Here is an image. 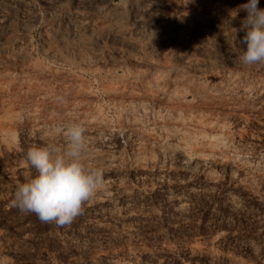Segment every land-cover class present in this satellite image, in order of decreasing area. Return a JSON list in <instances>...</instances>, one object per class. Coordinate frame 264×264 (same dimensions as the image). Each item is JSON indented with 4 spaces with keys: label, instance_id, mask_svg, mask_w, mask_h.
Returning a JSON list of instances; mask_svg holds the SVG:
<instances>
[{
    "label": "rangeland",
    "instance_id": "obj_1",
    "mask_svg": "<svg viewBox=\"0 0 264 264\" xmlns=\"http://www.w3.org/2000/svg\"><path fill=\"white\" fill-rule=\"evenodd\" d=\"M247 2L0 0V264H264V64L239 60ZM145 88L141 106L130 91ZM73 117L105 186L57 226L12 199L35 175L27 149Z\"/></svg>",
    "mask_w": 264,
    "mask_h": 264
},
{
    "label": "clouds",
    "instance_id": "obj_2",
    "mask_svg": "<svg viewBox=\"0 0 264 264\" xmlns=\"http://www.w3.org/2000/svg\"><path fill=\"white\" fill-rule=\"evenodd\" d=\"M240 11L246 13L240 29L245 33L241 43L246 48L239 60L246 66L264 64V8L259 7V0H248L235 10L236 14ZM91 158V142L83 122L69 118L57 125L43 145L27 149L25 161L35 175L16 186L13 206L36 214L42 222L71 224L105 186L106 168L93 164Z\"/></svg>",
    "mask_w": 264,
    "mask_h": 264
},
{
    "label": "bare ground",
    "instance_id": "obj_3",
    "mask_svg": "<svg viewBox=\"0 0 264 264\" xmlns=\"http://www.w3.org/2000/svg\"><path fill=\"white\" fill-rule=\"evenodd\" d=\"M216 6H217V5H216ZM218 6H219V5H218ZM218 6H217V7H218ZM214 8H215V7H214ZM218 8H219V7H218ZM220 8H222V7H220ZM220 8H219V9H220ZM225 9H226V8H225ZM154 10H155V9H154ZM216 10H217V9H216ZM219 11H220V10H219ZM221 11H222V10H221ZM213 12H214V11H213ZM215 12H216V11H215ZM217 12H218V11H217ZM193 13H195V12H193ZM204 13H205V12H204ZM220 13H221V12H220ZM206 14H208V13H206ZM210 14H211V13H210ZM210 14H208V15H210ZM208 15H207V16H208ZM212 15H213V14H212ZM212 15H211V16H212ZM200 17H202V16H200ZM209 17H210V16H209ZM209 17H208V18H209ZM194 18H197V17H194ZM208 18H207V19H208ZM191 19H192V18H191ZM210 19H211V18H210ZM198 20H199V19H198ZM37 69H38V68L36 67V71H38ZM30 70H31V69H30ZM30 70H27V72L30 71ZM36 71H34V72H36ZM39 71H40V69H39ZM30 72H31V71H30ZM22 74H23V73H22ZM27 74H28V73H27ZM20 75H21V74H20ZM20 75H19V76H20ZM28 75H29V74H28ZM28 75H27V76H28ZM27 76H26V79L28 78ZM20 77L23 78V77H25V76L22 75V76H20ZM29 77H31V76H29ZM23 79H25V78H23ZM134 79H135V78H134ZM140 80H141V79H140ZM130 81H131V80H130ZM195 85H196V84H195ZM198 85H199V84H198ZM172 86H173V85H172ZM172 86H170V87H172ZM146 87H147V86H146ZM173 87H174V86H173ZM176 87H177V86H176ZM143 89H144V88H143ZM146 89H149V90H150V88H145L144 91L142 90L143 92H137V91H134L135 93H132V92L130 91V93H131V94H130V97H131L132 101H133V100H134V101H137L138 105L143 106V105L145 104V102H148V99H149V100H150V99H151V100L154 99V95H153L151 92H149L148 90H146ZM152 89H153V88H152ZM161 89H162V88H161ZM179 89H180V87H179ZM196 89H197V87H196ZM202 89L204 90L203 86H202L201 90H202ZM207 89H208V88H207ZM130 90H132V89H130ZM138 90H140V89H138ZM153 90H154V89H153ZM153 90H152V91H153ZM157 90L159 91V89H157ZM157 90H156V91H157ZM175 90H178V89H175ZM175 90H174L173 92H176V93H177V91H175ZM182 90H183V89H182ZM182 90H181V91H182ZM203 90H202V91H203ZM208 90H209V89H208ZM132 91H133V90H132ZM140 91H141V90H140ZM156 91H155V92H156ZM170 91L172 92L171 88L168 87V89H167V88L165 89V87H164V91H163V94H162V95H163V96H166V95L169 96V94L171 93ZM197 91H199V89H197ZM38 92H39V91H38ZM153 92H154V91H153ZM159 92H160V91H159ZM159 92H158V93H159ZM161 92H162V91H161ZM173 92H172V94H173ZM179 92H180V90H179ZM179 92H178V93H179ZM200 92H201V91H200ZM208 92H210V91H208ZM212 92H213V91H212ZM212 92H211V93H212ZM214 92H215V91H214ZM39 93H40V92H39ZM41 93H42V92H41ZM41 93H40V94H41ZM158 93H157V94H158ZM168 93H169V94H168ZM176 93H175V94H176ZM203 93H204V92H203ZM203 93H202V94H203ZM43 94H44V93H43ZM126 94H127V92H126ZM157 94H156V96H157ZM159 94H160V93H159ZM159 94H158V95H159ZM172 94H170V96H169L170 98H172V97H171ZM175 94H174V95H175ZM181 94H182V92H181ZM183 94H184V93H183ZM205 94H209V93H206V92H205ZM214 94H215V93H214ZM214 94H210V96L208 95V97H211V95H213V96H215V98H216V95H214ZM218 94H219V93H218ZM222 94H223V93H222ZM224 94H225V93H224ZM224 94H223V95H224ZM52 95H53V94H52ZM52 95H51V96H52ZM176 95H179V94H176ZM219 95H221V94H219ZM226 95H227V94H226ZM41 96H43V95H41ZM41 96H40V97H41ZM53 96H54V97H53ZM53 96H52V97L56 99V96H55V95H53ZM127 96H128V95H127ZM188 96H189V95H188ZM213 96H212V97H213ZM217 96H218V95H217ZM38 97H39V95H38ZM44 97H45V96H44ZM44 97H43V98H44ZM48 97H49V96H48ZM48 97H47V98H48ZM175 97L178 98L177 96H175ZM175 97H174V98H175ZM41 98H42V97H41ZM50 98H51V97H50ZM53 98H52V99H53ZM159 98H161V95H160ZM174 98H173V99H174ZM180 98H181V101L183 102V104H184V102H185L186 105H187V104H188L187 102L189 101V99H190L191 97L188 99V97H186V96L183 95V96H181ZM39 99H40V98H39ZM45 99H46V98H45ZM52 99H51V100H52ZM58 99H59V98H57V100H58ZM145 99H146V101H144ZM168 99H169V98H168ZM173 99H172V100H173ZM212 99H213V98H212ZM41 100H43V99H41ZM47 100L50 101V99H47ZM47 100H46V101H47ZM129 100H130V99H129ZM151 100H150V101H151ZM49 101H48V102H49ZM143 101H144V104H142ZM162 101H163V99H162ZM170 101H171V100H170ZM174 101L176 102V101H178V100L174 99ZM191 101H193V98L191 99ZM42 102H43V101H42ZM44 102H45V101H44ZM53 102H54V99H53ZM55 102H57V101L55 100ZM151 102H152V101H151ZM163 102H164V101H163ZM39 103H40V101H39ZM137 103H135V105H137ZM155 103H157V102H155ZM190 103H192V102H189L188 107H185V109H186V108L189 109V108L191 107V106L189 107V105H191ZM36 104H37V103H36ZM45 104H46V103H45ZM163 104H166V105H167L168 103H167V101H165ZM171 104H172V103H171ZM174 104H175V103H174ZM179 104H180V103H179ZM181 104H182V103H181ZM183 104H182V105H183ZM30 105H31V104H30ZM71 105H72V104H71ZM71 105H68V106L71 107ZM132 105H133V104H132ZM135 105H134V108H135V107H139V106H135ZM147 105H148V103L146 104V106H147ZM159 105H160V103H159ZM161 105H162V103H161ZM161 105H160V106H161ZM166 105H165V106H166ZM168 105H169V104H168ZM176 105L178 106V104H176ZM182 105H181V106H182ZM186 105H184V106H186ZM35 106H36V105H35ZM37 106H38V105H37ZM72 106H73V105H72ZM129 106H130V105H129ZM144 106H145V105H144ZM163 106H164V105H163ZM165 106H164V107H165ZM179 106H180V105H179ZM29 107H30V106H29ZM29 107H28V110H29ZM147 107H148V106H147ZM149 107H150V106H149ZM232 107H233V106H232ZM36 108H37V107H36ZM132 108H133V106H132ZM139 108H141V107H139ZM143 108H144V107H143ZM165 108H166V107H165ZM183 108H184V107H183ZM25 109H27V108H25ZM31 109H32V108H31ZM75 109L77 110V108H74V110H75ZM135 109H136V108H135ZM146 109L148 110L149 108H146ZM181 109H182V108H181ZM185 109H184V110H185ZM190 109H191V108H190ZM33 110H34V109H33ZM36 110H37V109H36ZM38 110H39V109H38ZM67 110H69V108H68V109H67V108L65 109L66 112H67ZM76 110H75V111H76ZM78 110H79V111H82L81 109H78ZM130 110H132V109H130ZM137 110H138V109H137ZM141 110H142V109H141ZM147 110H145V111H147ZM182 110H183V109H182ZM191 110H192V109H191ZM194 110H195V109H194ZM40 111H41V114H42V113H43L42 110H40ZM70 111H71V109H70ZM70 111H69V112H70ZM83 111H84V110H83ZM83 111H82V112H83ZM133 111L137 112L136 110H133ZM143 111H144V109H143ZM152 111H153V109H151V111H148V113H147V112H145V113H146L147 115L149 114V112H151L150 114H152V113L154 114V112H152ZM189 111H190V110H189ZM27 112H28V111H27ZM35 112H38V111H35ZM72 112H73V110H72ZM84 112H85V111H84ZM84 112H83V113H84ZM129 112H130V111H129ZM131 112H132V111H131ZM140 112H142V111H140ZM160 112H161V111H160ZM190 112H191V111H190ZM192 112H193V110H192ZM25 113H26V112H25ZM29 113H31V112H28L27 114H29ZM32 113H34V111H33ZM70 113H71V112H70ZM73 113H74V112H73ZM80 113H81V112H80ZM198 113H199V112H198ZM74 114H75V113H74ZM74 114H73V115H74ZM76 114H77V113H76ZM78 114H79V113H78ZM86 114H88V113H86ZM86 114H85V116H86ZM126 114H127V113H126ZM139 114H141V113H139ZM139 114L136 113V115H138V116H139ZM143 114H144V113L142 112V115H143ZM188 114H189V113H188ZM191 114H192V113H190L188 116H190ZM193 114H194V113H193ZM33 115H34V114H33ZM37 115H38V113H37ZM80 115H83V114H80ZM89 115H90L89 117L87 116L88 118L91 117V114H89ZM127 115H128V114H127ZM127 115H125V117H126ZM134 115H135V114H134ZM134 115H133V117H134ZM159 115H161V114H159ZM195 115L197 116V115H199V114H196V113H195ZM46 116H47V115H46ZM69 116H70V115H69ZM128 116H130V113H129ZM131 116H132V115H131ZM151 116H152V115H151ZM156 116H157V113H156ZM191 116L194 117V115H191ZM191 116H190V117H191ZM201 116H202V115H201ZM34 117H35V116H34ZM34 117H33V118H34ZM76 117H77V116H75V118H76ZM87 117H82V116H80L79 118H87ZM125 117H124V119H125ZM135 117H136V116H135ZM147 117H150V116H147ZM158 117H159V119L161 118L160 116H158ZM37 118H39V116H38ZM37 118H36V119H37ZM40 118H41V117H40ZM73 118H74V117H73ZM136 118L139 119L140 117H136ZM143 118H144V117H143ZM191 118H192V117H191ZM196 118H198V120L200 119L199 117H195L194 119L196 120ZM58 119H59V118H58ZM141 119H142V116H141ZM146 119H147V118H146ZM149 119H150V118H149ZM187 119H188V118H187ZM194 119H193V121H194ZM205 119H206V118H205ZM51 120H52V118H51ZM55 120H57V119L55 118L54 121H55ZM79 120H81V119H79ZM82 120H83V119H82ZM89 120H91V118H90ZM89 120H88V122H90ZM132 120H133V119H132ZM147 120H148V119H147ZM150 120H151V119H150ZM150 120H149V121H150ZM157 120H158V119H157ZM157 120H156V121H157ZM160 120H161V119H160ZM168 120H169V119H168ZM203 120H204V119H202L201 122H203ZM46 121H47V120H46ZM49 121H50V120H49ZM84 121H85V120H84ZM122 121H124V120H122ZM125 121H126V120H125ZM125 121H124V122H125ZM141 121H142V120H140V121L137 123V119H136V121H134L135 124L133 123V124H132V127H134V128L138 127V126L140 125L139 123H140ZM143 121H144V120H143ZM151 121H152V120H151ZM154 121H155V119H154ZM162 121L165 122L166 120H163V119H162ZM162 121H161V122H162ZM199 121H200V120H199ZM204 121H205V120H204ZM37 122H38V121H37ZM56 122H57V121H56ZM58 122H59V121H58ZM81 122H82V121H81ZM101 122H102V121H101ZM145 122H146V120H145ZM145 122H144V123H145ZM159 122H160V121H159ZM161 122H160V123H161ZM182 122H184V119L182 120ZM201 122H198V123L200 124ZM214 122H215V121H214ZM32 123H33V121H32ZM52 123H53V122H52ZM86 123H87V122H86ZM86 123H85V124H86ZM96 123H97V122H96ZM102 123H103V122H102ZM126 123H128V121H127ZM130 123H132V122L130 121ZM130 123H129L128 125L131 126ZM136 123H137V124H136ZM142 123H143V122H142ZM147 123H148V121L146 122V125H147ZM156 123H157V122H156ZM160 123H158V124H159L158 127H161ZM208 123H209V122H208ZM34 124H35V122H34ZM34 124L32 125V128H33V126L35 127ZM37 124H38V123H37ZM37 124H36V125H37ZM98 124H100V121H99ZM121 124H122V123H121ZM151 124H153V123H151ZM154 124H155V122H154ZM179 124H180V123H179ZM199 124H198V125H199ZM211 124H212V123H211ZM215 124H216V122H215ZM100 125H101V124H100ZM108 125H109V124H108ZM122 125H124V124H122ZM125 125H126V124H125ZM128 125H127V126H128ZM143 125H145V124H143ZM148 125H149V124H148ZM166 125H168V124L166 123L165 126L162 125L163 128H162V127H161V128L164 129V128L166 127ZM182 125H183V124H182ZM201 125H203V123H201ZM205 125H206V124H205ZM213 125H214V124H213ZM217 125H218V124H217ZM38 126H39V124H38ZM98 126H99V125H98ZM102 126H105V125L102 124ZM120 126H121V125H120ZM127 126H126V127H127ZM130 126H129V127H130ZM153 126H154V125H153ZM153 126H151V127H153ZM155 126H156V125H155ZM199 126H200V125H199ZM215 126H216V125H215ZM219 126H220V125H219ZM106 127H107V126H106ZM108 127H109V126H108ZM126 127H124L123 129H125ZM139 127H140V126H139ZM142 127H143V126H142ZM149 127H150V126H149ZM156 127H157V126H156ZM209 127H210V126H209ZM209 127H208V128H209ZM213 127H214V126H212L211 128H213ZM220 127H221V126H220ZM41 128H42V127H41ZM101 128H102V127H101ZM140 128H141V127H140ZM203 128H204V127H203ZM203 128H202V129H203ZM216 128L218 129V127H216ZM216 128H215V129H216ZM34 129H35V128H34ZM38 129H39V128H38ZM106 129H107V128H106ZM128 129H129V128H128ZM130 129H131V128H130ZM148 129H150V128H148ZM153 129H154V127H153ZM153 129H152V130H153ZM157 129H158V128H157ZM41 130L44 131L45 129H44V130L41 129ZM140 130H142V129H140ZM145 130H147V129H145ZM154 130H155V129H154ZM154 130H153V131H154ZM158 130H159V129H158ZM39 131H40V130H39ZM45 131H46V130H45ZM129 131H130V130H129ZM131 131H134V130H131ZM135 131H136V130H135ZM165 131H166V130H165ZM214 131H215V130H214ZM127 132H128V131H127ZM138 132H139V129H138ZM140 132H141V131H140ZM140 132H139V133H140ZM142 132H143V131H142ZM142 132H141V133H142ZM146 132H148V131H146ZM156 132H157V130H156ZM163 132H164V131H163ZM202 132H203V131H202ZM45 133H46V132H45ZM136 133H137V132H135V134H136ZM151 133H153V132H151ZM42 134H43V132H42ZM142 134H143V133H142ZM154 134H155V133H154ZM160 134H161V131H160ZM43 135H44V134H43ZM139 135H140V134H139ZM145 135H146V134H145ZM147 135H149V134H147ZM151 135H152V134H151ZM158 135H159V134H156V136H158ZM161 135H162V134H161ZM161 135H160V137H163V136H161ZM200 135H202V136H199V137H200V138H201V137H204L203 139H204V141H205V137H207V134H206L205 136H203V133L200 134ZM154 136H155V135H154ZM164 136H165V135H164ZM209 136H210V135H209ZM150 137H152V136H150ZM213 137L216 138L217 136H213ZM156 138H157V137H156ZM214 138H213V139H214ZM195 139H196V138H195ZM154 140H155V138H154ZM157 140H158V139H157ZM215 140L217 141L218 139L216 138ZM198 141H199V140H198ZM206 141H207V140H206ZM159 142H160V141H159ZM202 142H203V140H202ZM157 143H158V142H157ZM161 143H163V141L160 142L159 145H161ZM198 143H199V142H198ZM200 143H201V142H200ZM203 143H205V142H203ZM210 143H211V142H210ZM213 143H214V140H212V144H213ZM215 143H216V142H215ZM208 144H209V142H207V145H208ZM207 145H206V146H207ZM210 146H211V145H210Z\"/></svg>",
    "mask_w": 264,
    "mask_h": 264
}]
</instances>
